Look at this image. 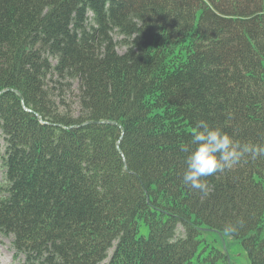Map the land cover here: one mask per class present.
<instances>
[{
  "label": "trees",
  "instance_id": "trees-1",
  "mask_svg": "<svg viewBox=\"0 0 264 264\" xmlns=\"http://www.w3.org/2000/svg\"><path fill=\"white\" fill-rule=\"evenodd\" d=\"M200 121L264 146V0H0V243L23 264H200L214 232L264 264V156L192 189Z\"/></svg>",
  "mask_w": 264,
  "mask_h": 264
},
{
  "label": "clouds",
  "instance_id": "clouds-1",
  "mask_svg": "<svg viewBox=\"0 0 264 264\" xmlns=\"http://www.w3.org/2000/svg\"><path fill=\"white\" fill-rule=\"evenodd\" d=\"M192 143L197 145L187 158L183 182L192 189L207 192L202 178L238 165L246 154L253 158L264 156V146L241 144L219 128H212L205 121L196 125ZM235 228L226 227L231 233Z\"/></svg>",
  "mask_w": 264,
  "mask_h": 264
},
{
  "label": "rangeland",
  "instance_id": "rangeland-1",
  "mask_svg": "<svg viewBox=\"0 0 264 264\" xmlns=\"http://www.w3.org/2000/svg\"><path fill=\"white\" fill-rule=\"evenodd\" d=\"M120 51V50H119ZM5 143L3 139L0 137V185H4V175L5 171L2 166L1 155L4 153ZM264 187V183H263ZM182 232L179 229V233ZM141 233L146 234L147 231L145 228L141 229ZM261 237H264V226L260 232ZM198 240H201L199 244L198 251L201 254L196 258H193V263H198V259L200 260V264H209L206 260L210 257L216 256V253L223 252L229 263L231 264H252L247 256V253L243 249V246L240 241L234 240L228 234H217L214 232H205L202 233ZM11 238H2L0 243V264H23V259L21 257L15 258L14 251L11 247ZM206 247L204 248V246ZM203 250V251H202ZM111 253V252H109ZM106 263V262H105ZM103 263V264H105ZM216 264H222L221 260H218Z\"/></svg>",
  "mask_w": 264,
  "mask_h": 264
},
{
  "label": "water",
  "instance_id": "water-1",
  "mask_svg": "<svg viewBox=\"0 0 264 264\" xmlns=\"http://www.w3.org/2000/svg\"><path fill=\"white\" fill-rule=\"evenodd\" d=\"M16 94H18V93L16 92Z\"/></svg>",
  "mask_w": 264,
  "mask_h": 264
}]
</instances>
